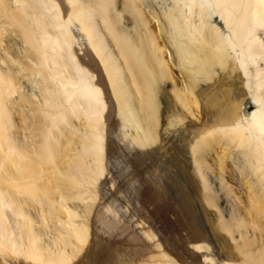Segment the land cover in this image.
I'll list each match as a JSON object with an SVG mask.
<instances>
[{
    "label": "bare ground",
    "instance_id": "1",
    "mask_svg": "<svg viewBox=\"0 0 264 264\" xmlns=\"http://www.w3.org/2000/svg\"><path fill=\"white\" fill-rule=\"evenodd\" d=\"M0 264H264V0H0Z\"/></svg>",
    "mask_w": 264,
    "mask_h": 264
},
{
    "label": "rangeland",
    "instance_id": "2",
    "mask_svg": "<svg viewBox=\"0 0 264 264\" xmlns=\"http://www.w3.org/2000/svg\"><path fill=\"white\" fill-rule=\"evenodd\" d=\"M151 24H152L151 28L153 29V23H151ZM113 170H114V169H113ZM114 172H115V170H114ZM114 174H115V173H114ZM115 175H116V174H115ZM110 176H111V175H108V177H110ZM119 181H120V180L117 179V182H118V183H119ZM107 187H108V186H107ZM111 188H112V190H113V187H111ZM106 191H107V190H105L104 192L106 193ZM107 192H108V191H107ZM120 197H123V195L120 194L119 198H120ZM120 199H122V198H120Z\"/></svg>",
    "mask_w": 264,
    "mask_h": 264
}]
</instances>
